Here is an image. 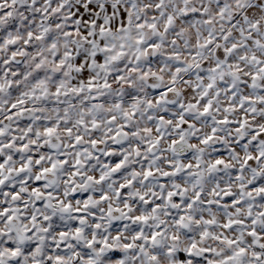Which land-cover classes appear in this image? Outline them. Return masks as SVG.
<instances>
[{
	"label": "snow or ice",
	"instance_id": "obj_1",
	"mask_svg": "<svg viewBox=\"0 0 264 264\" xmlns=\"http://www.w3.org/2000/svg\"><path fill=\"white\" fill-rule=\"evenodd\" d=\"M0 264H264V0H0Z\"/></svg>",
	"mask_w": 264,
	"mask_h": 264
}]
</instances>
